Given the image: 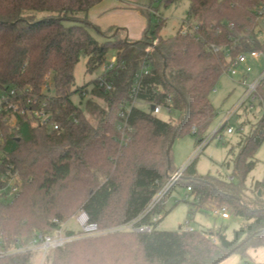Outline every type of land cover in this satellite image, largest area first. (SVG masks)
I'll use <instances>...</instances> for the list:
<instances>
[{
  "label": "trees",
  "instance_id": "trees-1",
  "mask_svg": "<svg viewBox=\"0 0 264 264\" xmlns=\"http://www.w3.org/2000/svg\"><path fill=\"white\" fill-rule=\"evenodd\" d=\"M101 1L0 0V89L14 87L21 105L29 99L28 109H42L59 125L50 129L33 124L25 113L18 114L12 129L0 113L2 163L18 171L21 183L13 198L0 199L4 245L16 239L26 243L39 231L59 228L74 235L79 230L64 224L80 209L101 229L141 215L174 172L172 139L189 133L200 144L207 137L218 114L210 94L229 60L252 50L264 56L259 19L264 0H189L193 32L179 30L164 37L159 19L138 40H125L119 27L112 36L110 27L103 31L106 39L98 42L89 30L88 12ZM32 11L49 14L38 17ZM110 48L123 61L117 72L108 73L115 89L105 91L94 79L91 97L82 107L72 98L78 93L82 103L88 92L87 86L73 88L80 54L88 56V69L94 70L106 61ZM146 65L149 73L141 78L138 103L150 104V109L134 106L122 130L120 102L129 97L136 74ZM259 96L264 99V81ZM158 105L174 110L176 117H158L153 112ZM86 111L95 116L94 122ZM263 142L264 113L250 133H242L237 153L234 146L228 150L227 156L233 155L229 178L200 175L193 162L180 178L191 188L195 211L224 209L242 219L231 238L224 224L208 230H162L157 225L151 232L81 236L50 251L43 264H219L234 253L249 264L248 250L264 246V176L255 181L253 195L245 193V184ZM147 221L145 216L142 222ZM31 256L0 254V264H31Z\"/></svg>",
  "mask_w": 264,
  "mask_h": 264
},
{
  "label": "rangeland",
  "instance_id": "rangeland-1",
  "mask_svg": "<svg viewBox=\"0 0 264 264\" xmlns=\"http://www.w3.org/2000/svg\"><path fill=\"white\" fill-rule=\"evenodd\" d=\"M119 2L125 11L113 18L117 20V23L113 25L114 31L111 35L119 27L122 29L121 36L123 38L128 37L130 40H138L149 23L155 24L159 19H162L164 23L160 33L162 36L168 37L181 30L184 26L194 23V20L189 17L188 13L189 0H119ZM32 13H35L38 17L49 14L46 11H32ZM79 15L82 16L83 13ZM121 22L125 25L120 24ZM89 30L98 42H103L106 39L103 34L105 30L101 28L97 29V25L92 23ZM113 54H115V50L112 48L108 49L106 61ZM87 61L88 56L81 53L74 69L75 85L73 88L88 87V92L82 103L80 102V95L78 93L72 94L73 100L82 107H84V101L91 97L89 90L93 86V80L96 79L102 69V65H98L94 70H89ZM249 64L252 69L247 76L248 83L256 79L264 69V58L260 56L257 59H249ZM242 75V68H239L238 74L235 76L224 72L219 78L214 91L210 94V99L218 110V114L209 128L208 135L204 139V146L200 150L196 151L199 144L196 138L189 133L182 132L174 138L171 145L174 172L170 173L169 176L175 173L176 170L193 162V167L200 175L210 173L222 179L230 177L233 169V155L227 156L228 150L234 146L235 153H237L238 149L236 145L242 133L244 135L250 133L264 113V104L260 100V102H255L252 108L243 106L237 113L228 118L227 113L233 110L246 89V86L242 83ZM99 101H102L105 105L104 100ZM138 106L145 110L150 109V104L147 103H138ZM86 113L89 119L94 122L95 116L87 111ZM156 115L164 120H170L176 117V112L162 107L161 111ZM226 120L228 121L227 127L215 136H212L214 130ZM242 123L243 125L241 126ZM229 127L233 129V132H228L227 129ZM255 157L257 164L247 175L245 184V193L250 195L254 194L255 190L253 187L255 181L261 180L264 176V142L257 149ZM179 180L175 182L165 197L163 218L158 222V228L162 230H178L188 225L195 229L208 230L224 224L228 226L226 234L231 238L233 230L240 225L242 219L236 216L223 219L220 216H214L211 211H195L192 204L194 202L193 195L187 190L185 181ZM64 227L75 231L79 230L73 216L65 222ZM248 252L250 254L249 264H264V246L250 248ZM235 254L237 255V253L232 255ZM42 261L43 251L36 250L32 252L31 264H42ZM238 264L246 263L243 259Z\"/></svg>",
  "mask_w": 264,
  "mask_h": 264
},
{
  "label": "built area",
  "instance_id": "built-area-1",
  "mask_svg": "<svg viewBox=\"0 0 264 264\" xmlns=\"http://www.w3.org/2000/svg\"><path fill=\"white\" fill-rule=\"evenodd\" d=\"M260 22L264 24V12H260ZM196 28L195 23L188 24L184 26L180 31L182 33L193 32ZM226 56L228 53L226 52ZM260 56H263V53L257 50H252L250 52H241L236 55L234 58L229 60L227 71L231 76L238 74L239 68L243 70L242 83L246 86L245 91L243 92L242 97L238 100L237 104L234 106L233 110L227 113L228 118L231 115L237 113L243 106L252 108L255 102H263L264 99L259 96V87L262 86L264 81V69L261 71L260 75L254 79L252 82H247V76L251 72V66L249 64V59H257ZM264 58V56H263ZM123 65V61H119L116 54H113L109 60L105 61L102 64L101 72L96 77L97 86L105 91H112L115 89V83L112 79L109 78V72H117L119 68ZM149 73V65L143 66L141 71L136 74L135 84L131 89L128 98H123L120 102V111L119 115L122 118V121L119 124V128L124 130L127 127V118L134 106L138 105V93L140 90V81L143 75ZM49 94L52 93L49 91ZM18 91L14 87L1 90L0 94V113L3 112V121H5L12 129L17 127V117L18 114L27 113L28 117L32 119L33 124H46L50 129H58L59 125L56 121L52 120L49 113L44 112L42 109L29 108L30 100H27L26 105L20 104V97ZM262 104V105H263ZM161 106H154L153 112L155 114L161 111ZM227 121V120H226ZM242 129V127H241ZM217 129L214 130L215 133ZM228 132H233V129L229 127ZM212 133V134H213ZM4 143V137L0 132V199H11L16 193L20 190V179L18 171L13 169L12 165H3L2 156L3 151L1 146ZM202 141L197 150H200L204 145ZM195 151V152H196ZM187 166L180 168L175 171L171 176L168 177L166 182L161 186L158 192L153 196L145 211L136 217L135 219L122 223L117 226H112L109 228L101 229L96 223L92 222L83 209L77 211L73 218L79 227V232L74 235H67L63 228L56 229L53 232L45 233L39 231L33 240L29 242H22L19 239H16L14 242H11L8 245H4V242H0V254L6 253H21V252H34L36 250L43 251V263L47 258L50 251L63 246L64 244L79 238L81 236H93L103 233L115 232V231H136V232H151L157 225L158 222L163 218V211H159L157 207L161 204L165 198L168 191L174 186L175 182L180 179L184 173V170ZM191 188L187 190L190 191ZM215 214H220L222 217L228 218L229 214L222 209L213 210ZM148 216L147 222H142V219ZM185 230H193L192 227L188 225L184 226ZM4 245V246H3ZM42 263V264H43Z\"/></svg>",
  "mask_w": 264,
  "mask_h": 264
},
{
  "label": "crops",
  "instance_id": "crops-1",
  "mask_svg": "<svg viewBox=\"0 0 264 264\" xmlns=\"http://www.w3.org/2000/svg\"><path fill=\"white\" fill-rule=\"evenodd\" d=\"M124 11L125 9H122L119 0H102L89 10L88 18L93 24L97 25L99 28L107 30L110 27H114L113 25L117 23V20L113 18L120 15ZM120 24L125 25L122 22ZM211 213H213V215L216 217L220 216L221 218L226 219L220 214H215L213 211H211ZM241 260H243L241 256L239 254H235L231 255L219 264H238Z\"/></svg>",
  "mask_w": 264,
  "mask_h": 264
},
{
  "label": "water",
  "instance_id": "water-1",
  "mask_svg": "<svg viewBox=\"0 0 264 264\" xmlns=\"http://www.w3.org/2000/svg\"><path fill=\"white\" fill-rule=\"evenodd\" d=\"M116 31H117V30H116ZM116 31H115V32H116ZM112 36H113V35H112ZM125 40H127V37L125 38ZM153 108H154V107H153ZM173 141H174V138L172 139V142H173ZM260 193H261V192L259 191V194H260Z\"/></svg>",
  "mask_w": 264,
  "mask_h": 264
}]
</instances>
